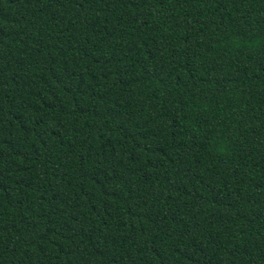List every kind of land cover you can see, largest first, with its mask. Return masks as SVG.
I'll return each mask as SVG.
<instances>
[{
    "label": "trees",
    "instance_id": "trees-1",
    "mask_svg": "<svg viewBox=\"0 0 264 264\" xmlns=\"http://www.w3.org/2000/svg\"><path fill=\"white\" fill-rule=\"evenodd\" d=\"M0 264H264V0H0Z\"/></svg>",
    "mask_w": 264,
    "mask_h": 264
}]
</instances>
